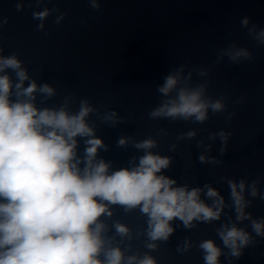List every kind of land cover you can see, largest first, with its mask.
Returning a JSON list of instances; mask_svg holds the SVG:
<instances>
[{
    "label": "water",
    "instance_id": "water-1",
    "mask_svg": "<svg viewBox=\"0 0 264 264\" xmlns=\"http://www.w3.org/2000/svg\"><path fill=\"white\" fill-rule=\"evenodd\" d=\"M17 2L0 0V21L8 19L0 26V55H17L31 79L56 89L57 94L45 104L37 95L38 106L58 108L71 96V111L78 110L82 99L98 109L88 119L107 145L108 150L98 155L110 161L113 169L130 167L133 158L138 162L144 151L136 149L134 142L151 137L157 140L151 151L171 159L162 174L177 185L210 184L227 201L228 179L244 178L251 183L259 177L257 186L264 192V45L248 31L253 25L256 31L264 28V0H99L98 10L88 0H43L39 6L36 0H23L21 11L16 9ZM44 7L59 8L66 16L56 24L59 13L53 12L44 21V30L38 31L39 21L32 13ZM245 16L249 17L247 28L241 25ZM233 44L247 48L253 59L232 63L223 53ZM180 64L185 65V74L192 72L194 84L207 80L210 97L223 96V113L210 111L203 124L149 119L148 112L161 100L156 85ZM201 68L209 70L207 77L197 75ZM7 71L14 79V73ZM113 110L121 118L115 126L101 119ZM160 129L166 134H160ZM192 129L197 130L195 138L177 139ZM221 130L231 133L223 155L219 137L209 138ZM121 137L131 138L126 147L117 146ZM173 144L176 150L170 151ZM206 145H211L208 152ZM83 148L81 141V155ZM202 152L222 163L201 164ZM247 198L251 205L246 212L252 219L264 218V200ZM110 211L111 217H102L109 236H115L117 222L130 230V237L115 236L113 243L121 246L125 256L148 254L157 264H204L200 242L213 239L221 245L217 230L223 223L236 222L230 207L221 220L197 222L190 230L174 220L175 231L168 241H155L156 249L150 250L146 247L150 242L147 216L139 209L126 212L119 205L110 206ZM238 226L252 235L253 243L242 250L240 258L223 249L221 264H264V237L255 235L250 220ZM185 239L192 247L178 252L177 246L182 247Z\"/></svg>",
    "mask_w": 264,
    "mask_h": 264
},
{
    "label": "clouds",
    "instance_id": "clouds-1",
    "mask_svg": "<svg viewBox=\"0 0 264 264\" xmlns=\"http://www.w3.org/2000/svg\"><path fill=\"white\" fill-rule=\"evenodd\" d=\"M37 5L43 0H36ZM90 7L98 10L99 0H88ZM24 8L23 0L16 3L17 11ZM59 15L60 24L66 13L59 8L33 11L39 21L37 30L43 31L44 21L53 13ZM5 17L0 26L7 24ZM245 28L249 17L241 20ZM256 41L264 45V28L248 29ZM232 63L251 61L253 54L247 48L231 45L223 53ZM7 70L14 73V79ZM208 69L201 68L197 75L207 77ZM27 82V85L26 83ZM161 100L148 112L149 119L191 121L203 124L209 112L223 113V96L213 99L208 95V82L193 83L192 72L185 74V65L177 68L156 85ZM56 89L45 83L38 85L29 77L17 55H0V264H157L148 254L142 258L125 256L115 236L130 237L129 228L119 222L114 224L115 236L108 235V226L102 219L111 217L110 206L119 205L126 212L134 209L147 216L146 247L155 250V241H168L175 229L174 220H179L185 229H193L196 223L210 224L221 220L226 207L235 214L236 222L221 224L213 239L200 242L204 264H221V256L240 258L243 249L253 243L252 235L238 226L244 220L251 221L252 231L264 237V218L252 219L246 209L251 200L259 197L260 178L249 183L241 178L228 179L229 196L205 184L203 187L177 185V181L162 174L169 168L168 156L153 153L157 140L151 137L134 142V147L144 154L130 162V167L113 169L110 161L99 157L107 151L103 139L96 135L89 122L90 114L98 109L88 99L79 102L78 110L71 111V96L65 97L57 107L38 106L37 95L45 104L55 96ZM232 115H235L234 113ZM232 116H229L231 119ZM101 119L115 126L120 122L116 111L104 113ZM160 134H166L160 129ZM231 133L221 130L209 138L219 137L221 155L226 151ZM197 130L181 133L177 139H193ZM131 138L118 139V147H126ZM83 142V154L79 145ZM201 147V143H197ZM205 152L211 145L204 146ZM170 151L176 150L173 144ZM201 164H219L216 157L202 152ZM203 197V198H202ZM192 247L185 239L178 252H187Z\"/></svg>",
    "mask_w": 264,
    "mask_h": 264
}]
</instances>
